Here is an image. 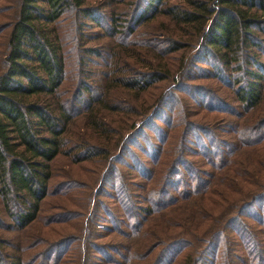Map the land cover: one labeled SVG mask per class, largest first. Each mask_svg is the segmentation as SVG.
Segmentation results:
<instances>
[{"label":"trees","instance_id":"1","mask_svg":"<svg viewBox=\"0 0 264 264\" xmlns=\"http://www.w3.org/2000/svg\"><path fill=\"white\" fill-rule=\"evenodd\" d=\"M86 1L13 0L7 6L11 18L0 28V32L7 28L0 40V264H22L20 247L14 246L7 234L17 236L36 219L48 191L50 164L57 156L73 158V153L83 150L75 154L78 161L92 156L108 159L113 153L119 158L125 152L124 144L129 145L132 136L137 138V127L149 124L142 121L148 109L143 104L132 106L124 98L116 99L111 107L103 103L104 98L113 100L116 95L124 96V91L142 92L149 86L148 82L138 85L130 76L134 72V64L127 62L134 58L131 50L109 49L108 71L97 72V78L113 83L116 91L100 84L91 94L87 79L92 71L85 69L89 64L82 60L74 64L68 88L63 85L70 77L66 76L67 65H71L65 64L66 38L81 59L83 52L98 57V50L84 44L102 36L82 40L79 20L86 19L100 30L108 23L110 28L103 38L117 35L129 41L126 45L136 48L135 52L151 54L150 46L138 43L133 34L152 16L167 20L171 29L167 37L158 38L162 53L155 58L151 55V61L146 62L150 77L161 81L173 78L171 70L159 63L162 56L179 53L176 63L180 67L187 62L186 49L197 45L202 53L196 55L200 59L196 62L211 59L212 76L236 104L226 113L233 120L224 132V143L213 133H201L208 139V154L214 151L215 162L204 156L213 173L203 170L200 179L185 174L189 189L177 197H166L162 187L158 190L159 208L153 210L154 215L166 227L182 226L178 239L169 238L165 249L178 245L175 255L187 249L178 264H264V112L259 110L264 103V38L258 37H264V0H132L127 7L123 5L122 12L113 17L108 13L104 19L100 15L94 18L92 13L97 11ZM61 15L68 17L67 36L56 26ZM79 124L81 132L75 131ZM185 135L182 132L177 141L179 154ZM117 181L123 183L120 177ZM131 210L123 213L128 219L146 213L137 209L139 215L135 216ZM95 237L91 230L83 240L75 237L77 264L79 256L81 264H96L95 254L100 252L91 242ZM112 248L117 254L120 250L130 253L129 247ZM44 252L47 261L50 251ZM136 256L140 258L137 251L127 254L128 263L135 264Z\"/></svg>","mask_w":264,"mask_h":264},{"label":"rangeland","instance_id":"2","mask_svg":"<svg viewBox=\"0 0 264 264\" xmlns=\"http://www.w3.org/2000/svg\"><path fill=\"white\" fill-rule=\"evenodd\" d=\"M12 1L0 0V28L11 18L12 13L7 6L11 5ZM131 2L132 0H87L85 3L90 4L93 10L97 11L92 13L94 18L100 15L104 19L108 13L119 14L122 12L123 5L127 7ZM106 4L107 7H105ZM149 14L150 11L145 16L148 17ZM67 24V15H61L56 22L58 31L65 36L68 34ZM79 25L82 26V40L102 36L100 39H93L94 41L84 44L87 48L98 50L99 56L92 57L83 52L81 56L84 58L81 59L82 57L80 58L79 54L76 55L75 50L71 49L66 38L67 45L63 47L66 57L65 64L71 65H67L66 68V76L70 77L63 84L64 87L68 88V80L71 79L72 73H75L76 60L77 62L82 60L83 64H89L84 66L85 69L92 71L91 79H87L91 94L99 90L100 84L103 88L109 86L111 92L116 91L113 83L106 84L107 82L102 81L101 77L97 78V72L108 71L109 49H115V47L129 49L133 54L131 56H134L132 60H127L130 65L134 64L132 65L134 72L132 71L130 76L138 80V85L141 83L145 85L148 82L149 86L142 92L124 91L126 98L121 94L109 101L104 98L103 103L111 107L117 102L116 99L124 98L132 106L137 103L143 104L144 107L147 106V116L142 121L147 120L148 127L143 128L142 125L137 127V138L132 136L134 140L129 145L124 144L125 152L120 153L119 158L116 153H113L108 159L92 156L90 159L78 161L79 156L75 154H80L79 152L83 150L73 153V158L57 156L50 164L51 177L48 181V191L40 203L36 219L17 236L16 233H8L7 236L12 238L14 246L20 247L19 255L22 264H43L47 257L44 256L47 253L44 251L48 249L50 256L45 261L47 264H77V250L74 249L76 246L73 240L75 237L85 239L88 230L97 236L91 240L97 252H100V255L95 254L96 264H130L127 254L134 255L135 251L140 257H134L136 258L135 264H178L181 257L188 252L187 249L184 248L175 255L179 251L178 245L171 250L165 248L169 238L178 239L177 235L182 226L166 227L160 219L158 220L159 217L154 215L156 208H159L158 190L162 187L166 191V197H177L184 189H189V181L185 174L200 179L203 170L206 174L213 173L212 167L205 162L207 155L210 156L209 160L216 161L214 151L208 154V139L201 133H213L217 135L220 143H224L226 141L224 132L229 130L230 121L233 120L226 113L236 104L232 102L229 91L213 77L214 75L212 76L214 70L211 68L213 66L211 59L196 62L200 60L196 58V55L199 56L202 53L197 45L193 49H186L187 62L180 64V67L176 63L179 53L176 52L167 57L162 56L159 63L171 70V74L175 75L173 78L161 81L150 77L151 68L146 66V62L152 57L151 55L155 58L162 53L160 47L163 48V46L160 39L170 34L171 25L164 18L150 17L141 23L133 34L136 35L138 43L144 42L150 46L153 50L150 49L151 54L135 52L136 48L132 49L126 45H130L129 41L117 35L103 38L104 32L109 31L108 23L105 24L103 30L96 29L86 19L79 20ZM6 32L7 28L0 32V40L1 37L4 38ZM156 35L157 37H154ZM181 36V39L185 37L182 33ZM119 43H121L120 47L116 45ZM109 75L111 79L112 74L109 73ZM233 76L231 74L230 77L233 78ZM223 78L228 77L224 74ZM117 88L118 94L120 89ZM260 107L263 109L264 103ZM216 108L221 111H212ZM262 109L259 108L264 112ZM80 126L79 124L75 131L81 132ZM182 132H186V135L182 143L181 154H179L177 141ZM68 148L71 150L73 147ZM236 156L241 157L240 153ZM119 177L126 184L127 190L122 182L118 184ZM170 183L173 187H167ZM191 184L194 186L195 182L192 181ZM148 202L149 206H147ZM135 208L146 210V213L139 215V211ZM127 210H131L135 216L139 215V218H126L128 216L123 213ZM243 220L252 223L250 219L243 218ZM190 228L192 231L196 230L193 226ZM164 243L165 247L162 246ZM116 246L129 247L130 253L120 250L118 255L112 248ZM218 250L220 249H217V252ZM79 257L81 264L82 258Z\"/></svg>","mask_w":264,"mask_h":264}]
</instances>
